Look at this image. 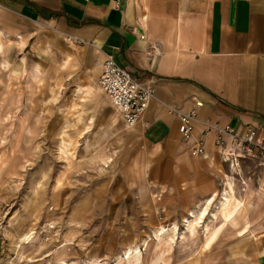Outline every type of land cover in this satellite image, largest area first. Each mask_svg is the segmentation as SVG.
<instances>
[{
  "label": "crops",
  "instance_id": "obj_1",
  "mask_svg": "<svg viewBox=\"0 0 264 264\" xmlns=\"http://www.w3.org/2000/svg\"><path fill=\"white\" fill-rule=\"evenodd\" d=\"M62 35L88 46H68ZM105 55L153 89L132 127L103 93L79 99L77 89L95 83ZM70 85L77 100L67 108L74 103L77 135L105 137L96 143L94 159L109 163L112 198L126 201L127 215L136 207L152 217L154 230L178 226L206 199L215 196V203L244 158L232 154L237 159L229 167L212 132L203 155H191L206 124L238 135L253 127L255 142L264 146V0H0V105L9 91L13 106L30 109L39 87L52 104L57 90ZM196 103L197 121L185 142L178 112L194 110ZM263 239L252 238L240 251L242 264H264Z\"/></svg>",
  "mask_w": 264,
  "mask_h": 264
},
{
  "label": "rangeland",
  "instance_id": "obj_2",
  "mask_svg": "<svg viewBox=\"0 0 264 264\" xmlns=\"http://www.w3.org/2000/svg\"><path fill=\"white\" fill-rule=\"evenodd\" d=\"M62 40L68 46H88L65 35ZM38 74L36 67L31 79ZM71 86L57 90L52 104H47L46 88L39 87L30 109L25 103L13 106L9 91L3 97L0 264H116L115 258L128 247H137L136 253L119 264H242L238 256L254 238L250 231L264 226V192L259 190L264 160L243 158L231 175L234 195L245 201L233 223L220 226L213 221L218 232L210 238L204 224L190 233L181 221L172 239L167 233L156 240L152 217L141 215L136 207L127 215L126 201L112 198L109 163L94 159L95 145L105 137L77 135L74 103L67 108L77 100ZM22 90L29 97L25 79ZM84 103V111L89 110V100ZM238 222L236 230L232 224Z\"/></svg>",
  "mask_w": 264,
  "mask_h": 264
},
{
  "label": "built area",
  "instance_id": "obj_3",
  "mask_svg": "<svg viewBox=\"0 0 264 264\" xmlns=\"http://www.w3.org/2000/svg\"><path fill=\"white\" fill-rule=\"evenodd\" d=\"M96 82L127 127H132L139 122L154 93L150 86L145 87L138 84L127 71L107 55L104 56ZM200 106L201 103H196L194 110L185 113L178 112V134L185 142L191 139L193 127L197 121L196 108ZM210 132L214 135V145L221 149L229 167L233 166L237 159L234 157L236 155H241L247 159L264 160V146L255 142V129L253 127H246L245 131L238 135L228 128L218 127L217 124H206L205 129L191 149V155H203L204 143Z\"/></svg>",
  "mask_w": 264,
  "mask_h": 264
},
{
  "label": "bare ground",
  "instance_id": "obj_4",
  "mask_svg": "<svg viewBox=\"0 0 264 264\" xmlns=\"http://www.w3.org/2000/svg\"><path fill=\"white\" fill-rule=\"evenodd\" d=\"M77 91L82 94L79 97L83 100L85 97L95 96L94 94H101L100 88L94 83V81H90V84L84 88H78ZM88 121V120H87ZM225 179H228L227 176ZM259 190L264 192V184H260ZM214 197L210 199H206L199 210L197 212H190L188 213L181 221L182 225L185 227L186 231L193 233V230L200 225H205V230L208 233V237L212 238L216 232H218L217 224L214 225L213 221H218V224L221 226L224 223H233L236 216L239 215V212L242 210L244 206V199L243 196L236 197L234 195L233 189L231 187L230 182L227 180L225 181V187L221 191L218 202L214 205V209L212 213L209 215V210L213 206ZM203 225V226H204ZM227 225V224H224ZM202 226V227H203ZM178 226L171 223L168 225L158 226L154 231V238L157 240L161 239L167 233H170L169 238L172 239L171 235L174 236L177 231ZM221 228V227H220ZM248 228V226L246 227ZM245 229V228H244ZM185 231V232H186ZM251 235L255 239L264 238V228L257 227L255 230L250 231ZM149 240L145 239L143 241V246L146 247ZM137 247H128L122 251L115 258L116 264L124 263V260H127L133 254L136 253ZM62 264V263H60ZM90 264H102L100 262H91Z\"/></svg>",
  "mask_w": 264,
  "mask_h": 264
}]
</instances>
